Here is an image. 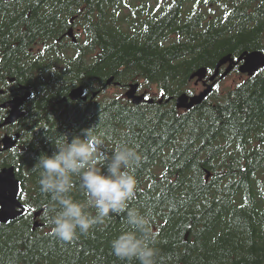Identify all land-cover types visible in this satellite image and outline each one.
<instances>
[{
	"label": "trees",
	"instance_id": "16d2710c",
	"mask_svg": "<svg viewBox=\"0 0 264 264\" xmlns=\"http://www.w3.org/2000/svg\"><path fill=\"white\" fill-rule=\"evenodd\" d=\"M253 51L264 53V0H0V102L22 87L31 95L9 134L18 146L0 152V170L15 169L29 209L0 225V264H139L110 249L125 214L71 242L44 217L50 197L32 168L62 136L71 142L90 128L109 155L123 142L142 156L129 207L151 218L156 264H264V69L232 88L218 82L190 111L174 104L193 94L192 73L210 75L219 59ZM110 78L159 95L138 106L90 100ZM77 87L86 102L69 100ZM160 95L173 99L159 104ZM75 183L71 195L83 200Z\"/></svg>",
	"mask_w": 264,
	"mask_h": 264
},
{
	"label": "clouds",
	"instance_id": "9594fccd",
	"mask_svg": "<svg viewBox=\"0 0 264 264\" xmlns=\"http://www.w3.org/2000/svg\"><path fill=\"white\" fill-rule=\"evenodd\" d=\"M6 114L7 110L0 120ZM83 136H74L71 142L62 136V141L55 142L56 151L50 156L40 155L32 168L39 171L40 191L50 197L44 205V217L52 234L71 242L112 214H125V226L110 241L112 254L121 261L156 264L157 251L150 246L151 218L129 207L137 191L135 171L142 160L140 152L118 142L109 155L101 150L104 139L92 128L84 130ZM77 179L83 200L71 195Z\"/></svg>",
	"mask_w": 264,
	"mask_h": 264
},
{
	"label": "water",
	"instance_id": "95a60500",
	"mask_svg": "<svg viewBox=\"0 0 264 264\" xmlns=\"http://www.w3.org/2000/svg\"><path fill=\"white\" fill-rule=\"evenodd\" d=\"M67 37L71 39L72 42H76L73 29H69L67 32ZM238 63H242L239 67V72L241 74H247V76L252 77L261 69H264V53L262 51H253V52H243L239 58L235 61L231 58L230 55H227L218 60L214 68V74L209 78L211 84L207 85L204 82L206 78L207 70L205 68H200L189 77V81L196 80V85L199 82H204L206 86L205 90L196 96H188L187 94H182L175 98L174 104L177 110L190 111L195 106L201 105L203 101L211 94L215 79L219 75V70L224 65L228 64V68L220 76V79L227 76ZM113 82V78H110L106 82V86L110 85ZM139 84H131L128 86V90L125 93V97L132 102L133 105H139L144 101V95H137ZM2 92H0L1 94ZM83 88L77 87L69 91L68 98L70 101H77L81 99L86 101V97L83 96ZM99 92H94L91 95L90 100H94ZM30 98V92L28 91L22 97H15L12 100L6 102L1 107L9 108L10 112L5 118L4 122L0 124V130L6 126L16 123L24 115L21 107L24 103ZM173 98L166 100V103L170 102ZM148 104H152V100L146 101ZM19 136L16 135L15 138H12L8 135L2 136L0 139L1 153H7L11 151L18 143ZM22 195V183L16 179L15 170L13 167L3 168L0 171V225H11L16 220L21 217H24L29 213L28 207L23 204L20 200ZM41 211L33 213L34 224L33 228L37 229L41 227V224L37 222Z\"/></svg>",
	"mask_w": 264,
	"mask_h": 264
},
{
	"label": "rangeland",
	"instance_id": "374dc122",
	"mask_svg": "<svg viewBox=\"0 0 264 264\" xmlns=\"http://www.w3.org/2000/svg\"><path fill=\"white\" fill-rule=\"evenodd\" d=\"M246 76H242L239 72H232L231 74H228L224 78L221 79V85L219 86V91L227 89V88H232L239 82H241L243 79H245ZM193 94L198 93L201 90V85L194 86V83L191 82L189 83V86L187 87ZM144 92L143 90H138V93ZM151 96H156V92H148ZM99 96V97H98ZM98 99H105V98H114V97H120L124 98L125 97V89H121L118 87H114L111 85H108V87L101 93L100 95H97ZM87 100V98H86ZM18 146V143L15 147ZM40 228V227H39Z\"/></svg>",
	"mask_w": 264,
	"mask_h": 264
},
{
	"label": "flooded vegetation",
	"instance_id": "af4514ba",
	"mask_svg": "<svg viewBox=\"0 0 264 264\" xmlns=\"http://www.w3.org/2000/svg\"><path fill=\"white\" fill-rule=\"evenodd\" d=\"M27 88H20V91L19 92H21V95L19 96V97H21V96H23V95H25L26 94V92H27ZM0 92H2L1 94H0V96H2L3 94H4V91H0ZM15 97H18V96H15ZM15 97H13V98H15ZM13 98H11V99H8V100H5V101H2V102H0V108H2L1 106L3 105V104H5L6 102H8V101H10V100H12ZM28 101V100H27ZM27 101H26V103H27ZM26 103H24V105L21 107V110L23 111V113L25 112L24 111V106H25V104ZM6 110H7V114H6V116L8 115V113H9V108H4V110H0V115H3L4 114V112H6ZM25 115H23V117H24ZM2 122V120H0V123ZM13 126H14V124H12ZM12 125H10V126H7V127H5V128H3L1 131H0V139H1V136H3V135H9L11 132H13L14 130H15V127H13Z\"/></svg>",
	"mask_w": 264,
	"mask_h": 264
}]
</instances>
